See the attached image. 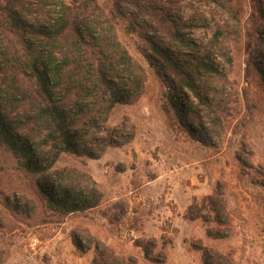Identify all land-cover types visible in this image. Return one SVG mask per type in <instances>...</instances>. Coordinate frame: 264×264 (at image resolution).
Listing matches in <instances>:
<instances>
[{
    "label": "rangeland",
    "instance_id": "374dc122",
    "mask_svg": "<svg viewBox=\"0 0 264 264\" xmlns=\"http://www.w3.org/2000/svg\"><path fill=\"white\" fill-rule=\"evenodd\" d=\"M257 67L264 0H0V264H264Z\"/></svg>",
    "mask_w": 264,
    "mask_h": 264
},
{
    "label": "trees",
    "instance_id": "16d2710c",
    "mask_svg": "<svg viewBox=\"0 0 264 264\" xmlns=\"http://www.w3.org/2000/svg\"><path fill=\"white\" fill-rule=\"evenodd\" d=\"M8 11H9L12 19L15 20L17 25H18V20H17L15 12L12 10V8H9ZM66 22H67L66 18H65V20L61 19L60 22H58L56 24L55 30L61 32L62 29L65 28ZM44 29H46V28L44 26H42L41 30H44ZM257 69L259 71H261L260 72L261 75H264V72L262 71L261 68L257 67ZM3 134H4V132H3ZM5 136L6 137L4 139H5L6 143H8V145H10V147L13 149V151L23 153V155H25V157L29 156L30 152L27 151V149L25 147H23L22 144H17L16 139L13 137L12 133L9 130L5 131ZM27 167H29V164L27 165ZM76 201L69 202V200L66 199L65 196H64L62 202H59L57 199L54 200L53 197L49 198V203L52 207H56V205H58L57 207H59V209L65 210V208H66V211L68 213H73V212L81 209L79 204ZM83 203H85V201H83ZM74 241H75V244L77 246H80L77 238H75ZM220 257H221L220 254L213 252V251H204V253H203L204 264H225V261H223Z\"/></svg>",
    "mask_w": 264,
    "mask_h": 264
}]
</instances>
